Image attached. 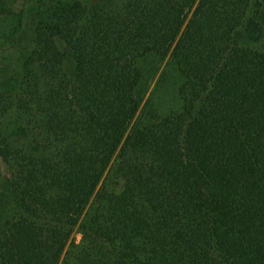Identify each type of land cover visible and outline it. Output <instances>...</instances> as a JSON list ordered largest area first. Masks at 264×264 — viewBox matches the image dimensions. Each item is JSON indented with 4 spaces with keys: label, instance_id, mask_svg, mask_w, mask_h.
I'll use <instances>...</instances> for the list:
<instances>
[{
    "label": "trees",
    "instance_id": "16d2710c",
    "mask_svg": "<svg viewBox=\"0 0 264 264\" xmlns=\"http://www.w3.org/2000/svg\"><path fill=\"white\" fill-rule=\"evenodd\" d=\"M262 41L264 0H0V264H264Z\"/></svg>",
    "mask_w": 264,
    "mask_h": 264
},
{
    "label": "rangeland",
    "instance_id": "374dc122",
    "mask_svg": "<svg viewBox=\"0 0 264 264\" xmlns=\"http://www.w3.org/2000/svg\"><path fill=\"white\" fill-rule=\"evenodd\" d=\"M32 16H31V18H32ZM37 17H38V15L34 14L33 18L30 20V22L26 26L25 31L21 35L20 51L26 50V47H27L26 44L30 40V36L32 34V29L34 26V21L36 20ZM255 46H257L260 50L264 51V41H262L261 43L259 42V43L255 44ZM10 54H11V51L9 48V44L5 47H0V71H2V69L6 66V62L9 61V55ZM17 54L18 53L16 52L15 57L11 58V62H14V59H18L19 56L17 57ZM17 70H19V69L17 68ZM0 172L6 173V168L2 163H0ZM76 237H78V234H76Z\"/></svg>",
    "mask_w": 264,
    "mask_h": 264
}]
</instances>
